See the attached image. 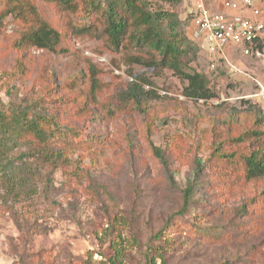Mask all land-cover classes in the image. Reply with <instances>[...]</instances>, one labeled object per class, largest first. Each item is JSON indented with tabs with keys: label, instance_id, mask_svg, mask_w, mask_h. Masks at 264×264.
I'll return each mask as SVG.
<instances>
[{
	"label": "rangeland",
	"instance_id": "374dc122",
	"mask_svg": "<svg viewBox=\"0 0 264 264\" xmlns=\"http://www.w3.org/2000/svg\"><path fill=\"white\" fill-rule=\"evenodd\" d=\"M34 1L48 21L62 26L51 7ZM186 5V0L175 8L166 5L179 14L183 28L193 18ZM15 19L7 18L0 29V110L38 116L67 111L85 137L99 136L105 145L71 155L70 163L58 166L44 163L47 152L26 140L0 161V264H111L117 249L121 264H147L150 243L166 249L155 256V264H264V227L252 237L230 227L236 221L252 224L246 216L237 219L245 203L253 213L264 211L261 188L238 180L235 171L238 182L223 195L208 190L205 181L211 151L251 121L245 115L244 122L235 121L251 109L245 103L251 96L235 81V72L228 73L209 54L192 52L190 67L210 80L216 94L192 101L183 95L187 82L170 70L135 65L131 70L145 73L152 83L145 90L157 93L138 106L118 97L131 78L123 53L110 52L93 29L81 35L73 28L54 52L32 49L20 61L13 44L22 27ZM93 67L101 71L104 89L85 114L74 112L71 102L57 108L38 105L47 88H60L82 70L90 76ZM66 90L57 97H69ZM82 93L90 96L88 84ZM189 185L196 191L194 204L179 220ZM234 190L237 196L231 199ZM117 220L114 230L111 223ZM173 223L178 224L175 233L152 239ZM228 233L231 242H214Z\"/></svg>",
	"mask_w": 264,
	"mask_h": 264
},
{
	"label": "trees",
	"instance_id": "16d2710c",
	"mask_svg": "<svg viewBox=\"0 0 264 264\" xmlns=\"http://www.w3.org/2000/svg\"><path fill=\"white\" fill-rule=\"evenodd\" d=\"M39 1L51 7L54 16L60 18L62 26H55L52 21H48L34 0H0V29L5 26L9 17H15L22 27L13 44L20 54V61L25 58V53L32 49L54 52L55 48L71 35L69 33L72 32L71 29L74 28L76 32L84 35L90 27L98 39L106 42L110 52L123 53L124 60L130 67L131 78L118 91L120 101L139 106L143 100L157 97L154 90H145L146 86L152 85L145 73L137 74L131 70L135 65L146 70H170L181 81L187 82L183 95L189 100L208 101L216 97L210 80L190 67L189 56L192 52L199 53V49L193 39L188 37V27L183 28L179 14L166 7L167 4H173L175 8L182 0ZM187 20L190 21V18ZM259 48L264 53V42H261ZM92 69L90 76L82 70L78 77L60 88L55 86L47 88L48 96L43 97L38 105L57 108L58 103L62 105L71 102L74 112L81 111L85 114L89 110L90 100L92 103L97 102L98 93L104 89V83L99 80L101 71H97L96 67ZM85 83L89 86V97L82 93ZM64 88L70 92L69 97L66 99L57 97L59 91ZM245 103L251 108L249 113L240 112L239 116L235 115L238 119L235 121L244 122L245 115L251 120L250 123H245L237 135L228 136L211 151L208 161L211 173L205 177V181L208 190L216 189L223 195L231 185L242 179L246 184H257L258 188H261V198H264V184L260 186L264 183V111L259 100L251 99ZM70 117L67 111L38 116L26 110H0V161H5L7 156L26 140L47 152L44 154V163L53 161L58 166L70 163L71 155L96 151L105 145V139L99 136L85 137L83 127L70 121ZM154 154L160 155L156 147ZM234 171L239 174L238 180L234 177ZM230 193L233 195L231 199L236 198L235 190ZM195 195L193 185H189L183 193V208L178 212L179 220L183 219L181 216L194 204ZM250 207L249 203H245L240 209V215L236 216L238 220L246 216L252 220V224L247 227L238 225L240 221H236V225L230 223V227L239 228L244 235L252 237L257 235L256 232L261 226L264 227V211L253 213ZM177 225L167 224L152 239L160 241L168 233H175ZM111 226L118 230V220L112 222ZM232 238V234L228 233L225 237L217 236L214 242L227 243L231 242ZM167 246L178 248L176 244L170 242H167ZM164 250L165 247H154L150 243L145 253L147 264H155V256H161ZM110 261L111 264H121L118 249Z\"/></svg>",
	"mask_w": 264,
	"mask_h": 264
},
{
	"label": "built area",
	"instance_id": "2783aa9c",
	"mask_svg": "<svg viewBox=\"0 0 264 264\" xmlns=\"http://www.w3.org/2000/svg\"><path fill=\"white\" fill-rule=\"evenodd\" d=\"M192 1L191 38L203 40L212 56L222 57L227 48L234 46L242 48L244 55L264 58L259 48L264 42V0ZM250 99L264 105V87L260 86Z\"/></svg>",
	"mask_w": 264,
	"mask_h": 264
},
{
	"label": "crops",
	"instance_id": "0c3cea01",
	"mask_svg": "<svg viewBox=\"0 0 264 264\" xmlns=\"http://www.w3.org/2000/svg\"><path fill=\"white\" fill-rule=\"evenodd\" d=\"M187 13L190 14L193 11V1L186 0ZM216 11H223L222 8L214 7ZM185 15V14H184ZM193 26L190 23L187 35L191 38V30ZM198 47L199 53L203 55L212 56L207 48V44L203 40H192ZM214 60L221 61V65L228 70V73L235 72V81H237L243 90L247 91L248 96L255 95L260 86L264 87V58H255L252 56L244 55L242 48L229 47L226 49L222 57L212 56ZM258 100V99H253ZM264 110V105H262Z\"/></svg>",
	"mask_w": 264,
	"mask_h": 264
}]
</instances>
